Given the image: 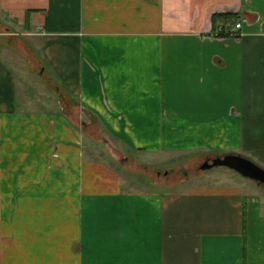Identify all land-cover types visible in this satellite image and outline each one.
Wrapping results in <instances>:
<instances>
[{
  "label": "crops",
  "instance_id": "0c3cea01",
  "mask_svg": "<svg viewBox=\"0 0 264 264\" xmlns=\"http://www.w3.org/2000/svg\"><path fill=\"white\" fill-rule=\"evenodd\" d=\"M100 144L264 170V0H0V264H264L262 185L122 191Z\"/></svg>",
  "mask_w": 264,
  "mask_h": 264
},
{
  "label": "rangeland",
  "instance_id": "374dc122",
  "mask_svg": "<svg viewBox=\"0 0 264 264\" xmlns=\"http://www.w3.org/2000/svg\"><path fill=\"white\" fill-rule=\"evenodd\" d=\"M9 66L12 70H15L10 63ZM24 88L27 91L26 100H24ZM16 105H18L17 112L23 114L24 112L33 113L41 110L52 111L56 109L54 96L48 92L43 79L39 76L30 80L23 79V81H18ZM99 146L103 149V152H101L103 154L102 157L106 159L97 163L104 166L114 165L123 180V184H121L122 191L128 190L127 192H129L132 189L135 192L165 194L189 191L201 186L211 188L236 186V181L253 183L251 180L243 178L225 167H213L207 170L200 168L205 162L211 163L213 159L222 158L224 155L210 154L204 156V154L198 152L189 154H149L125 148L126 157L118 156L114 160L109 155L105 145L100 144ZM212 152L222 154L220 150ZM257 192L264 193V188L262 190L258 189ZM4 210L1 211L3 220ZM17 227L18 224L16 225V232H18Z\"/></svg>",
  "mask_w": 264,
  "mask_h": 264
},
{
  "label": "water",
  "instance_id": "95a60500",
  "mask_svg": "<svg viewBox=\"0 0 264 264\" xmlns=\"http://www.w3.org/2000/svg\"><path fill=\"white\" fill-rule=\"evenodd\" d=\"M213 167H225L243 178L254 181L259 185H264V170L239 155L229 154L222 158H215L211 163L205 162L200 168L207 170Z\"/></svg>",
  "mask_w": 264,
  "mask_h": 264
},
{
  "label": "built area",
  "instance_id": "2783aa9c",
  "mask_svg": "<svg viewBox=\"0 0 264 264\" xmlns=\"http://www.w3.org/2000/svg\"><path fill=\"white\" fill-rule=\"evenodd\" d=\"M240 28V23H237L235 26H234V29H239Z\"/></svg>",
  "mask_w": 264,
  "mask_h": 264
}]
</instances>
